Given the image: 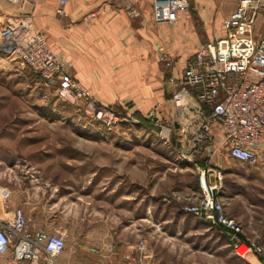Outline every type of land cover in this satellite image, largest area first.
Segmentation results:
<instances>
[{
	"label": "rangeland",
	"instance_id": "rangeland-1",
	"mask_svg": "<svg viewBox=\"0 0 264 264\" xmlns=\"http://www.w3.org/2000/svg\"><path fill=\"white\" fill-rule=\"evenodd\" d=\"M36 2L0 0V32L30 19L31 33L48 42L33 15ZM87 6L78 22L97 20V2ZM91 13L96 18L88 19ZM12 47L0 39V191L11 194L9 200L0 196L1 220L6 205L14 203L30 225L66 234L61 264H258L251 254L234 253L231 235L184 212L203 196L201 166L194 160L202 149L180 152L177 121L175 129L155 112L141 117L116 105L107 107L127 123L105 129L58 100L54 88L10 54ZM49 48L70 62L73 72L67 54ZM178 115L175 108L176 120ZM213 147L203 167L211 170L207 180L213 183L221 173L216 194L224 212L238 223L242 218L244 236L264 249L263 168L232 161L218 165L219 145Z\"/></svg>",
	"mask_w": 264,
	"mask_h": 264
},
{
	"label": "built area",
	"instance_id": "built-area-1",
	"mask_svg": "<svg viewBox=\"0 0 264 264\" xmlns=\"http://www.w3.org/2000/svg\"><path fill=\"white\" fill-rule=\"evenodd\" d=\"M263 1L237 0L235 11L222 22L224 35L199 48L187 60L181 78L173 81L170 100L179 113L176 132L181 151L211 147L216 139L213 128L217 126L222 134L218 151L224 150L239 164L259 163L257 148L264 145V38L255 37L253 27ZM67 3L58 0L57 17H68ZM188 9L189 0H158L153 5L154 22H175L176 16ZM87 17L93 19L96 14ZM31 27L30 19H26L0 32L1 41L13 45L10 54L37 75L45 87L54 88L58 100L76 106L105 129L127 123L120 113L96 102L74 78L72 64L52 52L43 36L31 33ZM158 60L166 69L174 65V59L162 48L158 49ZM136 123L131 121L132 125ZM197 170L201 173L203 196L198 204L185 206L184 212L231 235L233 251L240 258L251 254L258 264H264L262 246L245 237L240 223L224 212L216 194L221 173L210 183V168ZM0 196L7 200L10 192L3 189ZM26 227L21 209H16L9 221L0 219V256L11 253L8 264H61L67 235L44 230L29 233ZM242 247L246 251L240 255Z\"/></svg>",
	"mask_w": 264,
	"mask_h": 264
},
{
	"label": "crops",
	"instance_id": "crops-1",
	"mask_svg": "<svg viewBox=\"0 0 264 264\" xmlns=\"http://www.w3.org/2000/svg\"><path fill=\"white\" fill-rule=\"evenodd\" d=\"M156 1L69 0L65 10L72 21H77L73 25L56 19L58 0H37L32 7L39 28L44 27L48 45L58 54H67L73 63L74 78L101 104L126 105L141 117L155 112L159 121H170L172 126L177 121L170 100L173 81L181 78L187 60L199 48L224 35L222 22L235 11L237 0H189L188 11L179 13L175 22L158 24L153 15ZM87 2H97V20L78 22L88 10ZM253 29L255 37L264 38V1ZM159 48L174 59L171 69L159 62ZM213 135L214 146H220L222 134L217 126ZM214 153L213 145L202 149L194 158L196 165L206 167ZM257 154L259 163L245 166L252 170L262 167L264 171V145L257 148ZM215 156L218 165L234 162L224 150ZM221 201L224 209V200ZM16 209L23 211L29 233L43 230L44 227L30 225L22 206L14 203L6 205L8 212L3 221L11 220ZM241 221L242 218V226ZM11 259V253L0 256V264H8Z\"/></svg>",
	"mask_w": 264,
	"mask_h": 264
},
{
	"label": "bare ground",
	"instance_id": "bare-ground-1",
	"mask_svg": "<svg viewBox=\"0 0 264 264\" xmlns=\"http://www.w3.org/2000/svg\"><path fill=\"white\" fill-rule=\"evenodd\" d=\"M245 251H246V250H245V248H243V247H242V248H240V250H239V252H241V253H242V255H243V254H245Z\"/></svg>",
	"mask_w": 264,
	"mask_h": 264
},
{
	"label": "water",
	"instance_id": "water-1",
	"mask_svg": "<svg viewBox=\"0 0 264 264\" xmlns=\"http://www.w3.org/2000/svg\"><path fill=\"white\" fill-rule=\"evenodd\" d=\"M174 128H175V129H177V128H178L177 124H174Z\"/></svg>",
	"mask_w": 264,
	"mask_h": 264
},
{
	"label": "trees",
	"instance_id": "trees-1",
	"mask_svg": "<svg viewBox=\"0 0 264 264\" xmlns=\"http://www.w3.org/2000/svg\"><path fill=\"white\" fill-rule=\"evenodd\" d=\"M220 228V227H219ZM221 229V228H220Z\"/></svg>",
	"mask_w": 264,
	"mask_h": 264
}]
</instances>
